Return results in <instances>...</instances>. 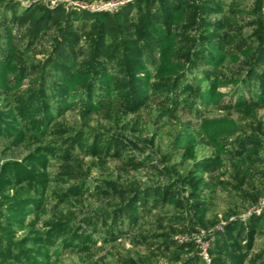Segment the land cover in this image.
I'll use <instances>...</instances> for the list:
<instances>
[{
    "label": "rangeland",
    "instance_id": "374dc122",
    "mask_svg": "<svg viewBox=\"0 0 264 264\" xmlns=\"http://www.w3.org/2000/svg\"><path fill=\"white\" fill-rule=\"evenodd\" d=\"M22 1L37 3L48 13L62 3L78 2L90 8L113 11L120 5L137 0H53V2L6 0L0 4V17L4 14L10 16L14 9L10 10L9 6H15ZM179 1L187 9L184 20L175 28L176 43L172 58L184 63L193 57L199 69L208 74L209 78L221 77L222 87L219 90L222 93V100L218 104L208 102L207 105L196 106V102L193 101L198 100V97H189V93L183 92L188 84L192 86L198 84L192 80L195 77L193 72L188 71L180 82L181 89L177 94L178 105L165 115L164 109L176 100L173 98V101L171 100L169 91L162 90L161 84L165 76L161 74L158 79L152 80L149 96L137 100L136 105L133 101L127 102L124 95L117 96L122 101L114 107L94 111L87 118L80 114L81 106L78 105L77 109L66 111L57 118L45 138L35 141L30 139L37 121L30 118L31 111L26 110L23 123L24 136L19 137L18 134L12 138L0 137V178L2 177L0 209L6 206L7 198L16 190V186L11 183V180H15V174L21 175L27 184L30 181L31 175L23 165L24 162L34 171H43V168L32 165L34 161L32 152L36 146L39 148L54 140L62 141L75 134L80 136L78 138H81L84 147L83 149L80 147L83 150L82 154L71 156L65 153V148H69L67 146L70 145L66 144L61 148V155L50 156L53 158L44 160L47 162L46 178L50 179L44 210L33 214H20V217H15V220H18L17 229L7 226L2 230L24 247L23 256L28 255L25 257L28 261L25 264H30L29 258L33 251L38 252L39 249H43L39 242L51 247L74 246L66 249L59 257L53 254L52 264H173L176 261L174 258H178L174 257L175 246L171 248L169 244L180 239L181 242H185L194 236L197 237L195 248L201 250L197 257H202L209 264H217L222 256L216 254L210 256V247L214 244V238L206 240L204 234L206 231L201 233L189 231L187 221L176 215L179 211H172L165 204H159L155 208L150 205L145 213L142 209L141 213L134 212L136 223H132V218L130 220L127 213H124V220L117 226H113V219L109 214L103 216L106 212L105 207L108 208L111 203L100 192V189H103L102 182L111 180L118 184H134L139 181L150 183L160 180L161 176V180H165L166 176L161 168L168 162L169 165L176 164L174 173L177 175H184L187 171L193 170L192 161L184 156L182 149L174 148V139L182 132L193 131L196 136L197 160L220 156L222 161L219 166L205 168L199 190L201 196L204 195L209 199L210 209L207 214L209 232H213L218 227L221 235L226 236L224 230H221V224L225 223L227 218L237 220L238 217H242L245 220L256 214H264V144H255L252 152L239 150V158H233V152L229 154L230 151L238 148L241 141L246 139L248 142L245 144H249L258 139L261 134L258 133L259 131L264 132V104L251 101L246 106H239L233 102L238 99L239 92H242L243 96L248 95L247 87H240V84L248 77L256 48L264 44V14L260 7L262 3L259 0H243L237 13H231L225 10L227 9L225 6L230 4L227 1ZM106 3H112L113 6L104 9ZM195 3L201 6L205 4V9L198 19H196L198 13L194 11L197 7ZM155 4L157 6L151 12L157 14L159 18L168 7L162 5V0H156ZM220 7L224 8V12L218 11ZM131 16L136 15L132 12ZM142 17L147 18L145 9ZM203 21L207 24L202 26L203 28L212 24L225 26L223 30H217L215 27L212 29L219 34L215 42L219 41L220 33L224 35L223 44L227 54V59L221 67L212 71L202 55L195 56L199 40L197 26ZM138 23L136 18L132 27L137 28ZM74 24L73 28L66 31L64 42L69 43L67 47L74 54L75 63L81 72L92 68L93 63H96L94 58H98L97 64H107L112 72H120L122 67H126L124 65L126 60L130 59L132 64L126 68L135 70L137 67L134 62L149 52V42L147 46L142 47L144 43L138 29L128 35L125 41H119L117 38L106 39L99 33L98 28L91 27L90 24L83 26L78 20ZM13 26L15 28L13 36L16 39L14 44L16 50L14 49L13 52L16 58V73L28 77L19 90L9 93L0 89V99L6 97V100L12 99L15 102L31 99L37 104L40 103L41 95L50 96V91L44 92L37 87L39 83L35 76L42 73L44 64L51 58L54 45L61 37L60 28L51 23L47 30L36 37L29 35L27 27L18 28L16 24ZM6 36L7 30L0 25V58L10 53L11 46ZM251 46L255 52L249 55L248 48ZM95 50L98 51V57H95ZM51 71L52 69L47 71L46 75L50 76ZM12 74L13 72L9 73L10 78ZM118 74L123 80L121 82H124L123 75ZM239 81L241 82L238 83ZM253 81H255L254 88H257L259 84L257 85L256 78ZM11 86H14L13 81ZM128 92L130 88H127L123 94ZM186 102L192 104H185ZM4 108L0 105L3 114L5 112L9 114L8 111L11 109ZM15 108L17 109L18 105ZM220 117L232 120L236 124L233 133L221 139V151L199 127L201 118ZM95 140L97 143L103 140L109 142L108 147L98 149V152L99 150L101 152L107 148L106 153L94 154L95 151L89 145H93ZM127 153L136 157L139 164H124L122 159L127 158ZM11 161L14 162L12 165ZM199 176L198 173H189L187 182L193 179V184ZM187 182H184V186ZM73 185L82 186L87 193L84 196L73 195L59 205L49 202L51 195L63 192L68 186ZM98 187L100 189H97ZM25 193L24 188L22 194ZM131 224L136 227L131 228ZM199 228L196 226L197 230ZM66 238H71L72 241H66ZM74 239H76L75 245L72 243ZM246 242L245 240L244 244L238 247L241 249L244 263L264 264V231L256 235L251 247H248ZM226 246L227 241L223 239L221 248L226 249ZM4 254L0 257V264H20V261L12 259L18 254L16 251L11 253V255L15 254L14 256L9 255L7 251ZM36 256L37 253L33 258H37ZM255 259L258 260L257 263L252 262Z\"/></svg>",
    "mask_w": 264,
    "mask_h": 264
},
{
    "label": "trees",
    "instance_id": "16d2710c",
    "mask_svg": "<svg viewBox=\"0 0 264 264\" xmlns=\"http://www.w3.org/2000/svg\"><path fill=\"white\" fill-rule=\"evenodd\" d=\"M5 1L0 0V4ZM222 1L230 2L228 6H225L227 7L225 10L237 13L240 9L239 5H241L243 0ZM259 1L262 3L260 7L264 14V0ZM155 3L156 0H137L120 5L113 11H109L92 10L70 2L62 3L48 13L37 3H31L27 6L17 3L15 6H9L10 10L14 9L13 13L10 16L4 14L0 17V25L7 30L6 37L11 46L9 48L10 53L0 58V89L2 91L12 93L15 90L21 89L25 78L28 77L27 75L16 73V58L13 54L16 48L14 45L16 39L13 36L15 29L13 25L16 24L18 28L27 27L29 35L37 37L53 23L54 26H59L61 37L54 45V52L51 58H49L50 62L47 61L43 66L42 73L35 76L39 83L37 87L44 92L50 91V96L41 95L40 103L37 104H34L31 99L15 102L12 99L6 100V97L1 98L0 105L5 107L4 109L11 110L8 111L9 114L7 112L3 114L0 110V137L8 136L12 138L13 136H18V134L19 137L24 136L25 128L23 123L25 121L26 110L31 111L29 112L30 118L37 121L35 122L36 127L33 128L30 139L35 141L45 138L47 136L46 133L53 128L55 120L66 111L77 109L78 105L81 106V110L79 111L84 118L90 117L94 111L114 107L118 102L122 101L117 96L124 95L127 98V102L133 101L134 105H136L137 100L149 96L152 80L154 78L158 79L161 74L165 76V80H162L161 84L162 90L169 91L171 100L172 98L176 100H172L173 104H168L167 109H164L165 115L169 114V111H172L178 105L177 94H179L178 92L181 89L180 82L188 71L190 73L193 72L195 77L192 80H195L198 84L195 86L188 84L183 89V92L189 93V97H198V100L193 101L196 102V106H199V104L207 105L208 102L218 104L222 100V93L219 90L222 87L221 77L220 79L218 77L209 78L208 74L199 69L193 57L184 63L172 58L176 43L175 28L184 20L186 6L181 4L179 0H162V5L168 8L165 10L163 16L158 18L157 14L151 12L157 6ZM194 5L197 6L194 11L198 13L196 17L198 19L202 10L205 9V4L203 3L201 6L195 3ZM144 9L146 19L142 17ZM218 11L224 12V8L220 7ZM132 12L135 13V17L131 16ZM136 18L139 23L137 28H133L132 23ZM77 20L83 26L90 24L91 27L98 28L100 30L99 33L106 39L117 38L119 41H125L128 35L133 34V32L135 33V29H138L144 43L142 47L147 46L149 42V52L144 57L138 59L137 62H134L137 67L135 70L126 68L132 64V60L130 59L126 60V63H124L126 67H122L120 72H112V70L108 69L107 64H97L98 58H94L96 63H93L92 68L81 72L75 63L74 54L68 49L69 43L64 42L66 31L73 28L74 22ZM206 25L203 21L197 26L199 40L195 56L202 55L205 63L212 71V69L221 67L227 59L223 44L225 37L220 33L219 41H217L220 43L215 42V38H218L219 34L213 32L212 29L215 27L217 30H223L225 26L224 24H212L209 27H202ZM248 51L249 55L255 52L252 46L248 48ZM255 53L248 77L240 84V87H247L248 95L243 96V93L239 92L238 99L233 100L239 106H246L251 101L264 104V44L256 48ZM95 57H98L97 50H95ZM51 69L52 74L47 76L46 72ZM11 72L13 74L10 78L9 73ZM118 73L123 75L124 82H121L123 80ZM252 78L253 80L256 78V83L257 85L259 84L257 88H254L255 81ZM12 81L14 86H11ZM127 88H130V92L123 94ZM20 98L22 99V97ZM185 104L192 103L186 102ZM16 105H18L17 109L15 108ZM224 118H201V125L199 126L203 132H206V137L212 143L219 146L220 151L222 147L221 139L232 134V131L236 127L234 121ZM18 132H22L23 134ZM258 133L261 134L256 141L253 140L251 143L245 144L248 142L245 139L240 142L236 150L230 151L229 154L233 152L234 155L232 157L239 158V150L252 152L255 144H264V132L259 131ZM78 137L80 136H75L74 134L62 141L54 140V142L39 146V148L36 146L32 152V157H34L32 165L33 167L43 168V171H34L29 164L24 162L23 165H25L31 175L28 184L19 174H15V180H11V183L16 186V190L12 196L6 197V206L0 209V257L5 255L4 252L6 251L7 253L9 252V255L16 251L18 254H14L15 256L11 255L14 256L12 259L20 261V264L28 262L25 258L28 255L23 256L25 249L21 246L20 242L2 230L7 226L18 228V224L16 223L18 220H15V217H20V214H33L44 210V206L47 204L46 199H48V182L50 181L48 177L46 178L47 162H44V160L53 158L50 156L61 155V148L65 147L66 144H70L67 146L69 148H65L67 155L71 154L72 156L73 154L78 156L82 154L84 145L81 138ZM96 141L93 145L88 144L95 151L94 154L106 153L107 148L101 150V152L100 150L98 152V149L108 147L109 142L103 140L97 143ZM174 141V148L176 150L182 149L184 156L192 161L191 167L193 170L187 171L184 175H177L174 173L176 164L169 165L168 162L161 168L163 174L166 176L165 180H161V176L160 180L158 179V181L150 183H141L139 181V183L134 184L130 182H128L130 184H118L111 180L102 182L103 189H100V187L97 189H100V192L111 203L108 208L105 207L104 211L106 212L103 216L109 214L113 219V226H117L120 221L124 220V213H127L130 216V220L132 218V223H136L134 212L141 213L140 210L142 209V212L145 213L150 205L155 208L159 204H165L172 211H179L176 212V215L181 216V219L187 221L189 231H196L197 233L206 231L208 232V234L204 233L206 240L214 238V244L210 247V256L212 257L214 254L222 256L217 264H245L240 252L241 249H238V247L242 246L245 240L247 241V246L251 247L254 239H256V235L264 231V214H256L249 217V219L245 218V220L242 217H238L237 220L227 218V221L221 224V230H224L226 236L221 235L218 227L213 232H209L207 222V214L210 209L209 199L204 195L201 196L199 190L203 182L205 168L219 166L222 161L220 160V156L205 157L197 160V139L193 131L179 133ZM122 161L126 165L139 164L137 158L130 156V153H127V158H123ZM10 163L12 165L14 162L11 161ZM189 173L200 174L193 184V179H190L189 183L187 182L189 180ZM158 176L160 177V175ZM184 182H187L186 186H184ZM24 188L26 189V193L22 194V189ZM86 193V190L80 185L68 186L65 191L51 195L50 197L52 198L49 202L59 205L73 195L84 196ZM106 223L107 221L105 220V226L107 225ZM196 226L200 227L199 230L196 229ZM134 227L136 225L131 224V228ZM223 239L227 241L226 249L221 248ZM66 241L72 240L71 238H66ZM75 242L76 239L73 240V245H75ZM39 243L43 251L40 249L38 252L33 251L32 256L29 258L30 264H52L51 256L53 254L59 257L66 249L74 247L63 246L62 249L59 247L60 245L51 247L45 243ZM169 246L171 248L175 246L174 257L179 259V262H177L178 259L174 258L176 261L173 264H198L199 262L209 264L202 257H197V254L199 255L201 250L198 247L195 248L197 246V237L195 238V236L190 237L185 242H173ZM35 253H37V258H33ZM257 261L255 259L252 262L257 263Z\"/></svg>",
    "mask_w": 264,
    "mask_h": 264
},
{
    "label": "built area",
    "instance_id": "2783aa9c",
    "mask_svg": "<svg viewBox=\"0 0 264 264\" xmlns=\"http://www.w3.org/2000/svg\"><path fill=\"white\" fill-rule=\"evenodd\" d=\"M50 2H53V0H49ZM72 3H74L75 5H77V6H81V7H84V8H90V7H88V6H86V5H83V4H79L78 2H72ZM30 3H26V2H24V1H22V5H24V6H27V5H29ZM109 6V7H108ZM113 5H112V3H106L105 4V6H104V9H105V7H107V8H111ZM90 9H92V10H102L103 8H94V7H91ZM180 241H181V239H180ZM206 252V251H205Z\"/></svg>",
    "mask_w": 264,
    "mask_h": 264
}]
</instances>
